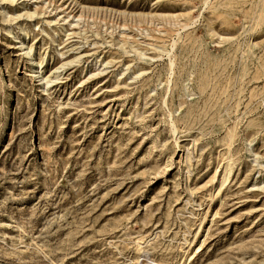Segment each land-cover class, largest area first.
I'll return each instance as SVG.
<instances>
[{
	"label": "rangeland",
	"instance_id": "rangeland-1",
	"mask_svg": "<svg viewBox=\"0 0 264 264\" xmlns=\"http://www.w3.org/2000/svg\"><path fill=\"white\" fill-rule=\"evenodd\" d=\"M0 264H264V0H0Z\"/></svg>",
	"mask_w": 264,
	"mask_h": 264
},
{
	"label": "bare ground",
	"instance_id": "bare-ground-1",
	"mask_svg": "<svg viewBox=\"0 0 264 264\" xmlns=\"http://www.w3.org/2000/svg\"><path fill=\"white\" fill-rule=\"evenodd\" d=\"M225 171H226V172H225V173H226L225 175H226V177H227L228 174H230V172H231V166L228 165V166L226 167ZM139 246H140L139 248H143V247L145 246V243H144V242H139Z\"/></svg>",
	"mask_w": 264,
	"mask_h": 264
}]
</instances>
